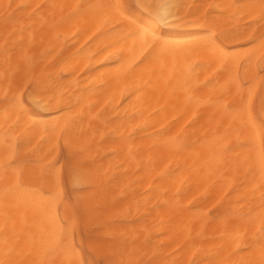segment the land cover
<instances>
[{
    "label": "bare ground",
    "instance_id": "obj_1",
    "mask_svg": "<svg viewBox=\"0 0 264 264\" xmlns=\"http://www.w3.org/2000/svg\"><path fill=\"white\" fill-rule=\"evenodd\" d=\"M134 3L0 0V264H84L60 142L106 264H264L262 0Z\"/></svg>",
    "mask_w": 264,
    "mask_h": 264
},
{
    "label": "rangeland",
    "instance_id": "obj_2",
    "mask_svg": "<svg viewBox=\"0 0 264 264\" xmlns=\"http://www.w3.org/2000/svg\"><path fill=\"white\" fill-rule=\"evenodd\" d=\"M126 3L131 9H135L134 0H126ZM16 11L17 12L12 14L11 16H12V20L16 21V23L19 24L21 23L20 14H19L20 11L19 10H16ZM17 84L16 86L13 87L12 94L23 92L24 97L26 98L27 88H25L23 91L21 87V85L23 84L22 83H17ZM16 88H18V90ZM53 161H54L55 167H58V166L62 167V176H63V183H64L63 184V195H64L63 197H64L65 202L69 203L72 206L75 216H76L74 224L72 225L70 224V225L73 229L72 231L75 237L76 248L81 252L84 264H106L107 263L106 259L103 256L98 257L97 255H95L87 244L88 240H91L94 238L95 240L100 239V236H99L100 228L96 226L95 224L86 226L82 220L81 214L75 202V198H76V193L79 191H83L86 187H77L71 184L70 178H69V161L70 160L68 158L67 151H66V148L63 142H60V145L55 150ZM214 209H215V205L210 207V213L213 217H214V212H215ZM124 224L126 223L124 222ZM65 225L67 227L70 226L67 222L65 223Z\"/></svg>",
    "mask_w": 264,
    "mask_h": 264
},
{
    "label": "snow or ice",
    "instance_id": "obj_3",
    "mask_svg": "<svg viewBox=\"0 0 264 264\" xmlns=\"http://www.w3.org/2000/svg\"><path fill=\"white\" fill-rule=\"evenodd\" d=\"M91 7H97L102 9H111L115 10L118 14H122V10L125 8V5L120 3H114L109 5H94ZM140 8L151 10L150 24L146 29L148 34L154 39L161 47L171 46V42L164 39L162 35H157V32L165 25L169 23V16L173 15L170 9L173 7L169 4H160V5H139ZM261 10L264 11V0L260 5Z\"/></svg>",
    "mask_w": 264,
    "mask_h": 264
}]
</instances>
